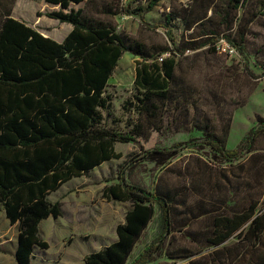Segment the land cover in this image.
I'll return each mask as SVG.
<instances>
[{"label": "trees", "instance_id": "16d2710c", "mask_svg": "<svg viewBox=\"0 0 264 264\" xmlns=\"http://www.w3.org/2000/svg\"><path fill=\"white\" fill-rule=\"evenodd\" d=\"M15 1L0 0V205L10 223L18 227L17 264H32L37 248H49L41 238L40 226L49 218L63 215V204L51 202L50 195L73 179L88 176L104 163L121 159L122 154L116 151L117 143L134 144L140 152L122 166L117 182L106 186L103 196L108 201L129 203L131 208L125 222L117 227L118 240L90 253L84 261L85 264H128L158 206L162 213L161 231L130 264L153 263L163 253L168 238L177 231L173 223L175 196L130 183V169L146 160L165 167L183 150L197 146L210 148L227 163L243 161L256 150L264 135V117L257 118L256 125L237 149L227 147L230 125L225 128L224 136H219L208 123L199 128L203 133L201 138L179 142L171 148L148 146L143 122H136L126 131L104 125V115L113 107L109 82L124 54L139 58L136 94L128 105L138 115L154 118L160 103L176 96L177 57L204 47L216 51L220 42L225 41L242 54L249 69L247 29L240 24L233 31L237 13L249 0H229L223 16L228 33L211 30L203 35L205 40L192 39L182 45L169 27L173 15L168 16L165 24L152 25L146 20L147 14L164 0H123L126 4L121 5V13L138 16L150 29H166L173 48L156 51L118 32L112 24L88 17L83 8L72 7L89 0H45L60 10L39 13V17L46 16L73 27L62 43L15 19ZM113 8L107 6L104 12L116 15ZM250 74L255 77L253 72ZM262 77L264 68L257 78ZM210 213L203 210L190 214L189 218L197 220ZM189 226V223L183 225ZM213 227L207 238L212 246H221L238 235L258 248L264 236V204L255 201L243 212L216 218ZM247 264H253L252 253Z\"/></svg>", "mask_w": 264, "mask_h": 264}, {"label": "rangeland", "instance_id": "374dc122", "mask_svg": "<svg viewBox=\"0 0 264 264\" xmlns=\"http://www.w3.org/2000/svg\"><path fill=\"white\" fill-rule=\"evenodd\" d=\"M123 4H126L123 0H89L72 7L83 8L88 17L112 24L118 32L142 42L151 51L173 48L166 29H150L138 16L121 13ZM228 4L229 0H164L147 14L146 20L152 25L165 24L171 14L174 18L169 27L178 44L192 39L200 42L211 30L228 33L223 19ZM107 6L114 7L117 14H106ZM57 10L59 6L45 0H16L13 16L58 41L69 28L72 30V25L38 16ZM237 17L233 31L240 24L247 29L249 69L242 54L225 41L220 42L216 51L204 47L177 57L176 96L160 103L157 116L152 118L130 110L128 104L136 94L139 58L126 53L109 82L113 107L110 113H105L104 125L126 131L136 122H143L148 146L162 148L201 138L199 128L204 124L208 123L219 136H224L230 125L227 147L237 149L257 118L264 117V77L257 78L264 68V0H249ZM116 151L122 154L121 159L106 162L88 176L73 179L50 196L51 202L63 204V215L41 224V238L49 248H37L35 264H84L87 255L118 240L117 227L125 222L131 205L108 201L103 191L117 182L122 166L140 149L134 144L117 143ZM129 182L175 196L173 223L177 231L168 238L163 253L150 264H247L251 253L253 264L264 262V236L258 248L238 235L218 247L207 240L216 218L243 212L255 201L264 204V135L256 150L243 161L227 163L210 148L197 146L183 150L165 167L152 160L138 162L129 171ZM203 210L211 213L197 220L189 218L190 214ZM187 223L190 226L183 227ZM161 228L162 213L157 206L155 218L128 264L159 235ZM18 236L17 225L10 223L0 205V264H17Z\"/></svg>", "mask_w": 264, "mask_h": 264}, {"label": "crops", "instance_id": "0c3cea01", "mask_svg": "<svg viewBox=\"0 0 264 264\" xmlns=\"http://www.w3.org/2000/svg\"><path fill=\"white\" fill-rule=\"evenodd\" d=\"M15 19H18V18H16L15 16H13ZM18 20H20V19H18ZM22 21V20H21ZM28 24V23H27ZM29 25V24H28ZM36 29V28H35ZM72 29H73V27H72ZM39 31V30H38ZM72 30H71V28H69L68 29V31L66 32V34H64V37L62 38V40H58V42H60V43H62L64 40H65V38L68 36V34L71 32ZM40 32V31H39ZM42 33V32H41ZM44 36H46V37H50V38H52V39H56V38H54V37H52V36H47L46 34H44V33H42ZM57 193V192H56ZM51 196V195H50ZM50 198V197H49ZM50 219V218H49ZM48 220V219H47ZM46 221V220H45ZM44 222V221H43ZM42 222V223H43ZM16 226V225H15ZM16 247H17V245H16ZM32 264H35V258L33 259V261H32ZM84 264H85V262H84Z\"/></svg>", "mask_w": 264, "mask_h": 264}]
</instances>
